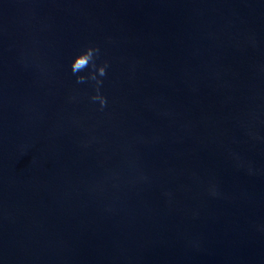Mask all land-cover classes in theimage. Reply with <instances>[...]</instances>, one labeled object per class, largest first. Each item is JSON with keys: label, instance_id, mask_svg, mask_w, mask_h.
<instances>
[{"label": "water", "instance_id": "water-1", "mask_svg": "<svg viewBox=\"0 0 264 264\" xmlns=\"http://www.w3.org/2000/svg\"><path fill=\"white\" fill-rule=\"evenodd\" d=\"M0 264H264V0H0Z\"/></svg>", "mask_w": 264, "mask_h": 264}, {"label": "clouds", "instance_id": "clouds-1", "mask_svg": "<svg viewBox=\"0 0 264 264\" xmlns=\"http://www.w3.org/2000/svg\"><path fill=\"white\" fill-rule=\"evenodd\" d=\"M101 56V49L96 44H87L71 60L70 69L75 77L76 84H90L93 91L88 95L92 104H97L98 110L103 111L108 105V98L102 88L104 78L107 76L109 61L98 62ZM70 101H76L77 95L68 97ZM87 146V142H85ZM215 194V193H213Z\"/></svg>", "mask_w": 264, "mask_h": 264}]
</instances>
